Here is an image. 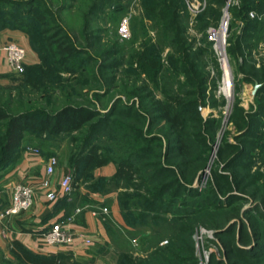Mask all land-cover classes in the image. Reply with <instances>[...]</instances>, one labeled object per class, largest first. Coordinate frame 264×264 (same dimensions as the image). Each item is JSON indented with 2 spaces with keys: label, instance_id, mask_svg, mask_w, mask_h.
Listing matches in <instances>:
<instances>
[{
  "label": "rangeland",
  "instance_id": "obj_1",
  "mask_svg": "<svg viewBox=\"0 0 264 264\" xmlns=\"http://www.w3.org/2000/svg\"><path fill=\"white\" fill-rule=\"evenodd\" d=\"M96 1L98 0H44L43 7H49L56 20L55 25L51 24L46 28L49 31L48 35L61 33L59 38L66 35L73 45L81 50L78 55L71 56L68 60V66L71 62L69 68L75 67L78 70L74 73L61 71L57 75L59 83L56 85L51 83L54 86H50L44 82V87L47 88L44 91L41 88L39 91L28 90L29 93L23 96L24 102L34 101L33 105L36 109L45 111H52L65 103L84 104L105 115L117 101H121L119 112H129L137 118L131 107L142 110L140 99L135 96L129 100L123 94V89L146 88V91L142 93V103L149 108L153 107L155 100L163 98L166 89L171 88L178 91L184 77L179 75L176 80H171V86L166 79L167 59L173 50L167 46L161 47V38L156 32L154 21L146 16L142 0H107L96 15L88 14L89 8ZM184 3L185 9L180 13L183 15L180 28L185 30L183 38L191 46V53L198 54L196 60L192 58L191 60L201 65L207 74L204 98L199 100V115L204 122L211 121L209 129L206 130L210 147L207 162L204 168L196 174L191 186L198 190L202 198H208V190L217 189L218 175L235 177L242 181L240 191L234 189L229 193L237 199L232 209H238L239 214L236 215L229 210L217 213L208 208L205 214L206 217L209 216L207 217L208 222L205 223V217L203 220L199 219L197 225L193 227L190 237L192 254L196 264H251L253 260L250 258L227 252L231 245L229 241L233 238L234 244L241 249L253 251L255 248V252L258 250V254L263 256L257 260L259 262L256 264H264V240L254 235V232L259 233L264 230V204L253 201V197L248 195L256 191V197L264 198V92L259 93L264 89L257 91L254 96L251 95L254 84L258 83L256 80L259 77L258 72H264V42H260L255 47L252 41L243 37L246 18H243L244 15L240 11L242 0H222L220 4L212 0L210 5L205 0H184ZM202 15L206 16L205 25L201 23ZM255 17V12L248 13L249 20ZM9 19L15 20L16 18L11 16ZM224 21L227 25L223 32L221 24ZM173 30L169 29L170 33ZM1 31H8L19 36L26 50V67L41 63L37 53L31 49L29 37L22 29L12 28ZM159 42H161L160 45ZM235 45L244 48L238 56L229 52ZM115 50L119 52V56H112ZM153 50L155 52L158 50L160 57V72L154 77L148 72H154L158 65H153V63L152 66L147 65L145 63L148 59L143 60L142 58L145 57L146 52L151 53ZM221 53L225 57L231 83L228 98L222 90L225 67H221L220 64ZM89 55L95 60L87 58ZM149 66L150 71L146 68ZM100 67H105V70L101 71ZM20 76L21 74H16L9 68L6 72L0 73V103L17 98L13 88L19 86V83L14 80ZM95 77L98 82L94 80ZM260 85L262 88L264 84ZM72 88L74 90H71ZM186 90L192 93L197 91L196 86L192 84L187 86ZM184 97L182 95L179 99H188ZM189 97L194 99L196 94ZM11 102L15 104V101ZM126 106L129 109H126ZM15 108H17L16 104L11 110L15 111ZM119 112L114 115L113 119H121L118 116ZM144 115H146L145 125L142 129L145 136L148 139L162 137L164 122L154 120V117L147 113ZM129 126L133 130L138 127L134 121L129 123ZM83 134V132L63 134L50 138L45 134L27 132L24 135L21 153L26 148H31L38 149L39 157L44 160L50 156L55 157L58 161L57 172H67L74 180L70 157L78 152L77 141L82 139ZM102 139L97 143L102 144L107 153L110 152L106 144L114 153L124 148L125 144L118 148L115 143ZM164 150L165 145L161 152L163 153ZM21 153L15 162L0 171V204L6 203L3 191L8 189L6 184L9 174L12 169H16ZM164 159L161 157L160 161L164 163ZM163 166L169 167L164 164ZM115 169V164L109 162L104 167L88 171L86 178H82L76 188L72 187V192L66 196L68 201L64 209L67 215L63 223L76 224L81 227L84 232L86 231L82 237L90 240L88 246L79 240L80 246L74 251L58 250L64 254L69 252L70 255L66 256L69 258L68 262L122 264L123 260L130 262L133 260L136 263L137 259H146L156 248L167 246L168 238L165 236L167 232L164 231L154 236V228H152L154 226L150 224L136 227L126 225L118 202V195L125 191L124 183H120L117 187L109 182ZM198 180L199 183L196 184ZM33 188L40 192L39 185ZM126 191H131V189H126ZM172 191L168 192L165 197L169 199ZM10 196L8 203L0 208V211L8 206ZM200 200L196 197L184 198L180 193L179 202H184L185 207L179 206V208L184 211H196L198 204L207 205L204 201L198 203ZM50 204L54 206L52 202ZM257 204L261 207L255 210L254 207ZM103 208L107 209L106 214L101 216L92 214L93 212L98 213ZM244 212H249V214L244 218L247 228L243 233V240L240 241L238 225L230 237H225L223 232L228 230L232 223H240ZM166 217L169 218V215ZM61 222L62 220H58L54 224ZM11 243L0 244V264H19L10 252ZM257 243L262 244L263 247H257ZM29 251L36 256L50 255V253L39 254Z\"/></svg>",
  "mask_w": 264,
  "mask_h": 264
},
{
  "label": "trees",
  "instance_id": "obj_2",
  "mask_svg": "<svg viewBox=\"0 0 264 264\" xmlns=\"http://www.w3.org/2000/svg\"><path fill=\"white\" fill-rule=\"evenodd\" d=\"M106 1H96L89 8L88 14L96 15L101 11V6ZM205 1L210 5L212 0ZM213 1L220 4L222 0ZM142 2L146 16L154 21L156 32L161 38V47L167 46L173 50L167 59L166 79L170 82V86L172 85L171 80H176L179 75L184 77V81L180 83L178 91L171 88L166 89L163 98L155 100L152 108L142 103V93L146 91V88L123 89V94L129 100L135 96L140 99L142 110H136L134 106L131 107L134 116H137L135 118L129 112H119L121 101H117L105 115L84 104L65 103L52 111H45L36 109L33 105L34 101L24 102L23 98L29 93L28 90L39 91L41 88L44 91L47 89L44 87V82L50 86H54L51 83H55V85L59 83L57 75L61 71L76 72L78 68H69L71 62L68 66V60L71 56L78 55L81 50L75 47L66 35L61 38L58 37L61 33L48 35L49 31L46 28L51 24L55 25L56 20L51 9L43 7L44 0H0V30L22 29L24 34L29 37L31 49L37 53L41 61L39 65L32 67L24 65V71L20 78L14 80L19 83V86L13 88L17 98L0 103V171L17 160L22 150L24 135L27 132L38 135L45 134L50 138L83 132L82 139L77 141L78 152L70 157L74 175L72 187L76 188L78 182L82 178H86L88 171L104 167L112 162L116 169L109 182L117 187L120 186V183H124L125 191L118 195V202L126 225L136 227L150 224L154 226L152 227L154 236L160 235L164 231L167 232L165 235L168 238L166 247L156 248L144 260L137 259L136 263L133 260L131 262L123 260L122 264H196L190 239L193 227L197 225L199 219L203 220L206 217L208 208L217 213L229 210L236 215L239 214L238 209H232L237 199L229 193L234 189L240 191L242 181L235 177L218 175L216 178L217 189L210 188L208 198H202L198 190L191 186L196 174L204 168L210 150L206 130L209 129L211 121L204 122L198 110L199 100L204 98L207 74L201 65L191 60V58L196 60L198 54L191 53V46L183 38L185 30L180 28V22L183 19V15L180 13L185 9L184 0H142ZM240 11L244 15L243 18H246L243 37L252 41L257 47L260 42H264V0H242ZM250 11L255 12L256 17L253 20L248 18ZM11 16L16 19H9ZM205 18L206 16L202 15L201 23L203 25L206 24ZM203 25L201 26L203 27ZM169 29L175 31L170 33ZM161 42L158 44L160 45ZM243 49L235 45L229 52L238 56L243 52ZM115 55L119 56L117 50L112 56ZM87 58L95 60L91 55ZM142 58L143 60L148 59V62L145 63L147 65L152 66V63L158 65L154 72H148L152 73L153 77L157 76L160 72L159 51L146 52L145 57ZM150 66L146 67L148 71L151 70ZM100 70H105V67H100ZM124 73L128 72L124 71ZM258 74L257 82L264 84V72H258ZM94 80L97 81V78L95 77ZM191 84L196 86V93L186 90L187 86ZM73 86L77 87V85ZM262 89H264V85L258 91ZM261 92L264 90L259 93ZM195 94L196 98L189 97L195 96ZM182 95L185 96L184 99H188H179ZM11 101H15L17 106L15 111L11 110L15 105ZM126 109L129 107L126 106ZM118 112L121 119H113ZM144 113L152 115L154 120L164 122L162 137L148 139L145 136L142 129L145 125L146 115ZM133 121L138 125L136 130L129 126V123ZM101 138L115 143L118 148L125 144L124 148L114 153L106 144L111 155L106 152L102 144L97 143ZM164 145L165 150L162 153L161 149ZM161 157L165 158L164 163L160 161ZM163 164L169 167H164ZM126 189H131V191L127 192ZM171 190L173 191L168 199L165 196ZM180 193L184 198L196 197L198 200L202 198L198 203L204 201L207 205L200 203L196 211H184L181 208L185 207V203L179 202ZM255 194L256 191L248 195L253 197V201L262 202L261 205L264 204V198L259 199ZM67 201L65 196L54 205L58 211H64V216L67 215V211L64 209ZM206 206L207 208H205ZM258 207L261 206L255 205V210ZM248 214L249 212H244L242 221L232 223L228 230L223 232V235L230 237L238 225V234L242 241L243 233L247 228L244 218ZM168 215L169 218L166 217ZM207 217L209 218V216ZM207 217L205 223L208 222ZM263 231L254 232V235L258 239L264 240ZM229 243H231L227 251L229 254L236 253L246 256L253 260L251 264H256L259 262L257 260L263 256L258 254V250L255 252V248L253 251L239 248L234 244L233 238ZM256 246L263 247L259 243ZM11 247L10 252L19 261V264H81L76 261L68 262L69 258L66 256L69 252L64 254L59 251L42 257L34 255L16 241L11 243Z\"/></svg>",
  "mask_w": 264,
  "mask_h": 264
},
{
  "label": "crops",
  "instance_id": "obj_3",
  "mask_svg": "<svg viewBox=\"0 0 264 264\" xmlns=\"http://www.w3.org/2000/svg\"><path fill=\"white\" fill-rule=\"evenodd\" d=\"M8 42H14L24 47L19 36L8 31L0 32V73L8 70L5 54L2 51L3 45ZM46 161L47 159L44 160L40 157L26 154L25 152L21 153L16 169H12V172L9 174V180L6 184L8 185V189L3 191L6 203L0 204V208L8 203L10 189L15 184L22 183L31 187H38L41 179L45 176ZM57 169L58 167L52 177L53 188L57 190L58 194L57 199L52 202L54 205L64 197L58 191V183L62 175L67 173H58ZM50 203L51 202L47 201L41 192L36 190L34 204L27 213L21 214L18 217L0 219V244H7L16 241L26 249L39 254L55 253L56 251L44 247L40 236L56 221L62 220L61 223H63V221H66V218L64 216V211H58ZM63 224L77 235L86 233V231L84 232V230L76 224L66 222ZM79 243L80 241L76 240L74 247L71 248L70 251L77 249L78 246H80Z\"/></svg>",
  "mask_w": 264,
  "mask_h": 264
},
{
  "label": "built area",
  "instance_id": "obj_4",
  "mask_svg": "<svg viewBox=\"0 0 264 264\" xmlns=\"http://www.w3.org/2000/svg\"><path fill=\"white\" fill-rule=\"evenodd\" d=\"M227 22L224 21L221 24V30H226ZM223 41V40H222ZM2 51L5 54L7 65L9 70L16 74H22L24 71V65L26 61V50L14 42H8L2 47ZM221 55L220 64L225 62L223 53ZM26 154L39 157L38 149L26 148L24 151ZM58 167V161L55 157H49L45 165V176L39 183L40 192L44 195L47 201L54 202L57 197V190L53 188L51 177L54 175L56 168ZM73 178L69 173L62 175L58 183V191L61 195L68 196L72 192ZM36 195V189L26 184H15L11 189L10 202L7 207L0 211V218L18 217L21 214L27 213L33 206ZM108 211L106 208L101 209L98 213L93 212V215H103ZM41 240L49 250L58 251L61 249H71L74 247L76 240H81L86 246L90 245V240L77 235L70 231L63 223H57L52 225L49 229L41 234Z\"/></svg>",
  "mask_w": 264,
  "mask_h": 264
},
{
  "label": "bare ground",
  "instance_id": "obj_5",
  "mask_svg": "<svg viewBox=\"0 0 264 264\" xmlns=\"http://www.w3.org/2000/svg\"><path fill=\"white\" fill-rule=\"evenodd\" d=\"M216 37H217V35H216ZM218 39L220 40V38H218ZM225 64H226L225 62L222 63V65H223L222 67H225V69H223L225 74H224V79H223V83H222V90L225 92L226 97L228 98V96L230 94L231 83L229 80V74L227 72V67Z\"/></svg>",
  "mask_w": 264,
  "mask_h": 264
},
{
  "label": "water",
  "instance_id": "obj_6",
  "mask_svg": "<svg viewBox=\"0 0 264 264\" xmlns=\"http://www.w3.org/2000/svg\"><path fill=\"white\" fill-rule=\"evenodd\" d=\"M260 88H261V85L258 83H255L253 86V89L251 91V95L254 96ZM198 183H199V180L197 181L196 184H198Z\"/></svg>",
  "mask_w": 264,
  "mask_h": 264
}]
</instances>
